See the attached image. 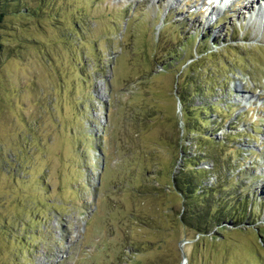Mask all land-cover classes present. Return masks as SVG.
<instances>
[{
	"label": "rangeland",
	"instance_id": "1",
	"mask_svg": "<svg viewBox=\"0 0 264 264\" xmlns=\"http://www.w3.org/2000/svg\"><path fill=\"white\" fill-rule=\"evenodd\" d=\"M223 3L3 0L0 264H264V16ZM204 105L245 200L212 238L172 186Z\"/></svg>",
	"mask_w": 264,
	"mask_h": 264
},
{
	"label": "trees",
	"instance_id": "2",
	"mask_svg": "<svg viewBox=\"0 0 264 264\" xmlns=\"http://www.w3.org/2000/svg\"><path fill=\"white\" fill-rule=\"evenodd\" d=\"M2 4L3 0H0V30L4 18L2 13ZM191 42L192 40L186 42V46L189 45V43L191 44ZM199 46L200 45L198 44L195 54L189 55L192 62L187 65L188 68H190L197 61V57L195 58L193 55L202 58L198 53ZM1 48L2 44L0 38V51ZM176 53L178 52L172 51L169 55L171 56ZM195 93L202 94L200 89ZM185 98L183 97L182 100L184 99V101H186ZM192 110V112H196V114L194 113L195 116L191 119L193 126L189 125L188 121H183V130L190 129V133L196 135V138L194 139L196 140L195 144L201 148L200 153L203 152L204 155L202 156L198 153L188 156L186 155L188 148H183L182 156L184 161H188L189 163L192 162L191 164L194 165L190 171L175 175L172 186L184 200L183 212L180 215L182 223L188 229L194 230L196 235L204 238H212V235L210 236V234H212L214 230H224L222 224L227 223L228 221H232L234 223L233 215L235 214V211L233 209L240 206V204L245 205V200L240 201L241 197L236 195L235 191H232L242 188H240V185L238 184L239 180L234 176H228L225 173H216L215 171V173L212 174L211 180V178L206 175V171L199 169V166L206 162L212 164V168L214 170L218 169V158L210 154L213 152L209 151V149H207L208 147L211 149L216 148L217 150H221L223 156L225 155L223 150V147L225 146L223 144L224 142L217 141L215 136L217 131L222 127L221 123L223 122V118L221 117L222 115L216 112L215 105L198 106ZM212 113L218 115V117L214 120L210 118ZM234 148L235 146L233 149ZM219 197H222L221 201L219 203L215 202L214 200H217ZM237 201H239V203L235 205ZM219 207L222 211H216ZM250 207L253 208L254 203H251ZM249 215L250 210L241 211L240 213L241 219H247L246 216Z\"/></svg>",
	"mask_w": 264,
	"mask_h": 264
},
{
	"label": "bare ground",
	"instance_id": "3",
	"mask_svg": "<svg viewBox=\"0 0 264 264\" xmlns=\"http://www.w3.org/2000/svg\"><path fill=\"white\" fill-rule=\"evenodd\" d=\"M255 1H258V0H255ZM249 3V2H248ZM223 6H225L224 5V3L222 4ZM220 5H218V7H219ZM259 7H261L260 8V10H258L259 9ZM264 0H263V3H262V5H258V7H257V11L261 14V15H263L264 16Z\"/></svg>",
	"mask_w": 264,
	"mask_h": 264
}]
</instances>
